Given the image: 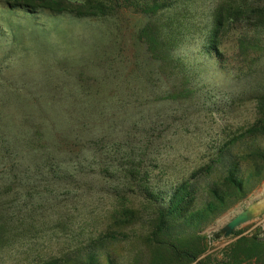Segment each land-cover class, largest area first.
Here are the masks:
<instances>
[{"label":"rangeland","instance_id":"1","mask_svg":"<svg viewBox=\"0 0 264 264\" xmlns=\"http://www.w3.org/2000/svg\"><path fill=\"white\" fill-rule=\"evenodd\" d=\"M152 1L170 6L139 12ZM234 1L244 0H132L77 19L0 0V264H149L141 226L105 239L119 204L140 210L141 189L167 200L201 174V207L224 174L220 152L264 145L246 135L264 99V0H245L250 19L223 13L216 52L209 41L215 11ZM262 194L264 181L201 229L192 264L264 239ZM245 211L247 223L219 234Z\"/></svg>","mask_w":264,"mask_h":264},{"label":"trees","instance_id":"2","mask_svg":"<svg viewBox=\"0 0 264 264\" xmlns=\"http://www.w3.org/2000/svg\"><path fill=\"white\" fill-rule=\"evenodd\" d=\"M132 7V0H4L10 11H20L32 17L38 11L52 15H69L77 19L106 18L125 9L126 4ZM134 5V8H138ZM158 1H152L150 7L138 8L141 13L156 14L169 7ZM248 3L234 1L226 12L218 8L215 11L213 29L209 35L212 49L216 52L218 32L223 27V13L232 22L250 19L255 10H247ZM142 10V11H141ZM225 11V10H224ZM256 27H259L258 25ZM216 56V55H215ZM250 137L264 138V99L260 100V115L257 122L246 133ZM245 156L232 158L228 152H220L218 161L224 170L219 183L206 191L207 199L201 207L197 206V185L201 174L176 185L167 200L148 189H141L145 207L137 210L133 205L119 206L112 213L114 230L107 233L105 239L116 240L113 232L127 227L141 226L147 232L143 242L150 253L149 264H192L204 253L205 247L197 233L207 227L222 214L230 202L244 199L262 181H264V145H254ZM219 163V162H218ZM208 167L205 174H209ZM151 211V212H150ZM184 234L195 238L186 241ZM199 243V246L195 245ZM254 258L257 264H264V239L241 238L224 255V259L214 263L206 258L197 264H239L242 260ZM83 264H93V257H86Z\"/></svg>","mask_w":264,"mask_h":264},{"label":"water","instance_id":"3","mask_svg":"<svg viewBox=\"0 0 264 264\" xmlns=\"http://www.w3.org/2000/svg\"><path fill=\"white\" fill-rule=\"evenodd\" d=\"M264 194L259 196L258 199L261 201L258 205V212H264ZM252 214L249 211L242 212L228 222L223 228H221L219 234L225 238L233 235L234 231L240 226L247 223L251 218Z\"/></svg>","mask_w":264,"mask_h":264}]
</instances>
